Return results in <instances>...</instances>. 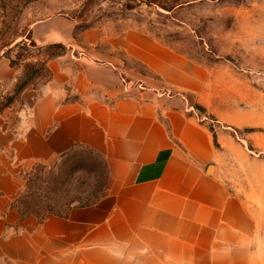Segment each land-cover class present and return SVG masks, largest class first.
I'll list each match as a JSON object with an SVG mask.
<instances>
[{
    "label": "crops",
    "instance_id": "crops-1",
    "mask_svg": "<svg viewBox=\"0 0 264 264\" xmlns=\"http://www.w3.org/2000/svg\"><path fill=\"white\" fill-rule=\"evenodd\" d=\"M76 27L59 14L30 34L40 47L76 50ZM81 62L75 70L50 58L43 94L36 100L28 87L19 96L30 112L22 125L0 116V264H264L251 193L225 184L211 132L176 99L129 90L114 65ZM23 73L1 58L0 93ZM80 150L101 162L98 198L25 216L28 174Z\"/></svg>",
    "mask_w": 264,
    "mask_h": 264
},
{
    "label": "rangeland",
    "instance_id": "rangeland-1",
    "mask_svg": "<svg viewBox=\"0 0 264 264\" xmlns=\"http://www.w3.org/2000/svg\"><path fill=\"white\" fill-rule=\"evenodd\" d=\"M59 14L77 22L76 50L31 38L34 22ZM89 30L95 43L83 38ZM51 56L75 70L83 59L112 64L129 90L181 103L217 135L223 158L215 165L227 187L251 193L264 239V0H0V59L24 72L12 93H0V110L12 99L4 118L22 125L30 112L16 90L28 80L37 100ZM103 189L101 162L80 150L58 166L34 167L20 207L42 219L94 202Z\"/></svg>",
    "mask_w": 264,
    "mask_h": 264
},
{
    "label": "trees",
    "instance_id": "trees-1",
    "mask_svg": "<svg viewBox=\"0 0 264 264\" xmlns=\"http://www.w3.org/2000/svg\"><path fill=\"white\" fill-rule=\"evenodd\" d=\"M35 46V45H34ZM51 48H56V47H59V48H64L62 45H54V46H50ZM55 56H51L50 58H53ZM29 86V82L28 80H26L24 83H22L21 86H19L16 90V95H18L19 93H21L22 91H24L26 88H28ZM12 103V99H9V102L8 104L4 105L3 108L0 110V115L2 113V111L8 107V105ZM211 133H213L212 130H210ZM213 140H214V144L217 148H219V144H218V140H217V135L215 133H213Z\"/></svg>",
    "mask_w": 264,
    "mask_h": 264
}]
</instances>
